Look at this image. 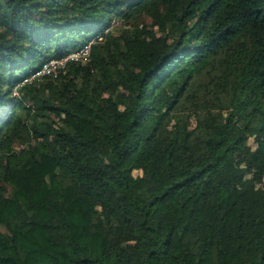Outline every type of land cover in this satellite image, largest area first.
<instances>
[{"label": "trees", "instance_id": "16d2710c", "mask_svg": "<svg viewBox=\"0 0 264 264\" xmlns=\"http://www.w3.org/2000/svg\"><path fill=\"white\" fill-rule=\"evenodd\" d=\"M0 107V264H264V0H0Z\"/></svg>", "mask_w": 264, "mask_h": 264}, {"label": "rangeland", "instance_id": "374dc122", "mask_svg": "<svg viewBox=\"0 0 264 264\" xmlns=\"http://www.w3.org/2000/svg\"><path fill=\"white\" fill-rule=\"evenodd\" d=\"M121 20L119 19H114L112 22V26H114L113 32L115 35H120L122 32L126 31V29L129 27L127 25H123ZM136 23H139L144 26H148L150 30H153L156 32L158 35H161L160 29L158 28L157 25H155L154 20L151 17L148 16H143L137 18L135 20ZM228 66V63L226 62L225 56H219L216 60H214L205 70L203 75L196 80V84L194 86V89H196V92L191 91L188 94L187 100L188 104L186 105L183 109V114H189L191 115L190 119V127L194 128L196 125V117L195 113L201 111V107L204 105H201L205 99H208V101L212 100L215 96V92L220 89L222 86V76L224 75L226 71V67ZM207 101V102H208ZM9 103V102H7ZM10 107L8 108H1L0 107V116H2L7 110H9ZM177 116L173 115L166 121V128L168 131H171L172 128L175 126L177 122ZM17 150H21L22 146L17 145ZM259 148V144L255 140V138H251L248 145L246 148L239 152L236 155V161H237V166L240 168H247L249 170L247 174V178H251L255 171V165L253 164V159L255 156V153L257 152ZM143 176L142 171H135L134 172V179L137 177ZM7 190V194L12 195V187L6 186L5 187ZM258 188L264 189V182L258 185Z\"/></svg>", "mask_w": 264, "mask_h": 264}, {"label": "built area", "instance_id": "2783aa9c", "mask_svg": "<svg viewBox=\"0 0 264 264\" xmlns=\"http://www.w3.org/2000/svg\"><path fill=\"white\" fill-rule=\"evenodd\" d=\"M121 23V22H119ZM115 26V25H114ZM114 26L111 25L109 29L103 35H98L92 38L85 46L81 47L77 51H73L67 56L61 59L51 60L46 63L40 71L36 72L30 79L24 81V84L31 83L35 80H40L46 76H58L61 72L68 69L71 64L78 63L81 65H87L91 62L92 49L95 45H101L105 43L106 36L113 32ZM15 96L19 93L15 91Z\"/></svg>", "mask_w": 264, "mask_h": 264}]
</instances>
